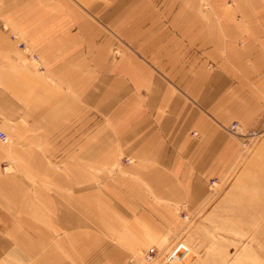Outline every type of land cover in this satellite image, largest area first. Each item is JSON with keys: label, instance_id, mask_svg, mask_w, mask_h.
I'll list each match as a JSON object with an SVG mask.
<instances>
[{"label": "crops", "instance_id": "0c3cea01", "mask_svg": "<svg viewBox=\"0 0 264 264\" xmlns=\"http://www.w3.org/2000/svg\"><path fill=\"white\" fill-rule=\"evenodd\" d=\"M263 99L264 0H0V264H131Z\"/></svg>", "mask_w": 264, "mask_h": 264}, {"label": "rangeland", "instance_id": "374dc122", "mask_svg": "<svg viewBox=\"0 0 264 264\" xmlns=\"http://www.w3.org/2000/svg\"><path fill=\"white\" fill-rule=\"evenodd\" d=\"M11 39L23 69H37L30 44L18 34ZM242 128L238 125L236 130L243 135L239 150L221 175L210 181L209 198L193 211L179 209L173 231L150 241L131 264H146L143 250L148 247L164 251L177 245L185 247L181 257H172L177 264H264V99L257 123ZM6 136L3 145L9 143ZM138 246H129L130 252Z\"/></svg>", "mask_w": 264, "mask_h": 264}, {"label": "built area", "instance_id": "2783aa9c", "mask_svg": "<svg viewBox=\"0 0 264 264\" xmlns=\"http://www.w3.org/2000/svg\"><path fill=\"white\" fill-rule=\"evenodd\" d=\"M230 130H237V123H232L230 126ZM0 142L6 143L7 136L6 134L0 130ZM178 248V245L172 250H164L160 251L156 247L151 246L143 250L144 260L146 264H177L173 261V253ZM142 252V253H143Z\"/></svg>", "mask_w": 264, "mask_h": 264}, {"label": "water", "instance_id": "95a60500", "mask_svg": "<svg viewBox=\"0 0 264 264\" xmlns=\"http://www.w3.org/2000/svg\"><path fill=\"white\" fill-rule=\"evenodd\" d=\"M185 252V247L183 245H179L176 251L173 253L176 257H181Z\"/></svg>", "mask_w": 264, "mask_h": 264}, {"label": "bare ground", "instance_id": "6f19581e", "mask_svg": "<svg viewBox=\"0 0 264 264\" xmlns=\"http://www.w3.org/2000/svg\"><path fill=\"white\" fill-rule=\"evenodd\" d=\"M237 128H238V125H237Z\"/></svg>", "mask_w": 264, "mask_h": 264}]
</instances>
